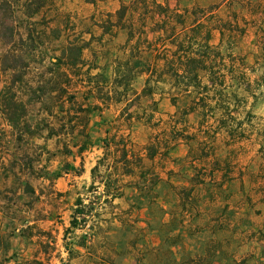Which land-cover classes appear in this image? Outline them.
<instances>
[{
	"label": "rangeland",
	"instance_id": "rangeland-1",
	"mask_svg": "<svg viewBox=\"0 0 264 264\" xmlns=\"http://www.w3.org/2000/svg\"><path fill=\"white\" fill-rule=\"evenodd\" d=\"M153 1L0 0V92L24 105L13 128L0 94V264H264V0H155L237 69L226 128L141 94L160 24L182 30Z\"/></svg>",
	"mask_w": 264,
	"mask_h": 264
},
{
	"label": "trees",
	"instance_id": "trees-1",
	"mask_svg": "<svg viewBox=\"0 0 264 264\" xmlns=\"http://www.w3.org/2000/svg\"><path fill=\"white\" fill-rule=\"evenodd\" d=\"M153 4L159 8L164 9L168 13L164 14V20L168 18H176L177 24L182 26L181 32H175V28L167 30L164 28L163 21L159 27L165 35H162L166 43L164 50L167 54H162V64L157 63L156 60L149 62L144 70H140L141 74L145 73L144 87L141 90L143 95H152L154 89H158L161 84H169L171 86L173 96L181 94L188 98L185 115L188 113H196L202 116V120L206 121L208 118L214 117L217 121L218 127H228L227 117L220 116L215 118L216 112H225L228 109L230 102L226 98V78L228 72L235 73L236 68L234 65H228L224 62L222 52L220 48L211 43L213 28L207 27V22L198 19L194 26H188L186 24L187 10L185 13L174 12L172 8L166 3L162 6L160 3L153 1ZM125 6H123V9ZM122 9V8H121ZM204 13L203 10H199ZM174 14V15H173ZM207 17V16H206ZM221 24L218 29L220 33L219 43L223 42L224 30L228 26V30L233 35H242L243 29L238 24L227 23L226 21H220ZM166 24V22H165ZM202 28L204 30H202ZM204 31V33H203ZM133 32L129 30L127 44L132 40ZM136 51L139 49V41L137 40L132 47ZM154 54H158L159 50L157 46H154ZM163 50V51H164ZM135 51V53H136ZM138 53V52H137ZM135 66L138 67V63L130 65L129 60H124L117 64L115 70V81H118L121 85L125 81H129V73ZM239 73V72H238ZM243 76V75H242ZM238 78L241 76L238 74ZM12 88L4 86L0 94L8 93V102L5 106L6 120L11 127L16 128L21 120V111L24 109V105L16 100L15 93L11 91ZM175 91H177L175 93ZM173 99V103H174ZM19 110H21L19 112ZM211 111L213 114L209 116L207 112ZM155 148L154 146H150ZM149 147V148H150ZM155 153V150L153 151ZM128 162L129 160L125 155L121 157V161ZM174 262L176 260L174 259Z\"/></svg>",
	"mask_w": 264,
	"mask_h": 264
}]
</instances>
